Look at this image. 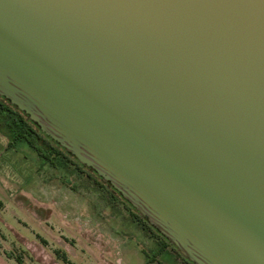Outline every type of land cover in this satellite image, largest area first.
Masks as SVG:
<instances>
[{"label": "water", "instance_id": "obj_1", "mask_svg": "<svg viewBox=\"0 0 264 264\" xmlns=\"http://www.w3.org/2000/svg\"><path fill=\"white\" fill-rule=\"evenodd\" d=\"M0 99L192 264H264V0H0Z\"/></svg>", "mask_w": 264, "mask_h": 264}, {"label": "rangeland", "instance_id": "obj_2", "mask_svg": "<svg viewBox=\"0 0 264 264\" xmlns=\"http://www.w3.org/2000/svg\"><path fill=\"white\" fill-rule=\"evenodd\" d=\"M7 142L0 130V264H65L61 252L75 264H143L153 255L167 264L121 203L42 163L27 143Z\"/></svg>", "mask_w": 264, "mask_h": 264}, {"label": "trees", "instance_id": "obj_3", "mask_svg": "<svg viewBox=\"0 0 264 264\" xmlns=\"http://www.w3.org/2000/svg\"><path fill=\"white\" fill-rule=\"evenodd\" d=\"M0 130L7 136L8 144L14 145L23 141L37 151L41 157V162H48L49 164L59 167L61 169H69L82 176L91 183L98 181L106 190L107 198L110 202L116 203V198H119L122 205L127 209L128 216L136 224L151 233V235L160 239V246L170 245V247L188 264H192L189 260L181 256L175 247L168 242V240L159 233L154 227L147 223V221L137 213V211L118 193H116L110 186L101 180L89 168L79 163L73 156L67 153L64 149L58 146L55 142L44 135L25 115L5 103L0 99ZM88 174V176L86 175ZM118 199V200H119ZM58 257L65 264H75L71 261L64 252L58 254Z\"/></svg>", "mask_w": 264, "mask_h": 264}, {"label": "flooded vegetation", "instance_id": "obj_4", "mask_svg": "<svg viewBox=\"0 0 264 264\" xmlns=\"http://www.w3.org/2000/svg\"><path fill=\"white\" fill-rule=\"evenodd\" d=\"M87 176H88V174H86ZM94 184L96 185V187L99 189V190H103L104 191V193H106V190H105V187L101 184V183H99L98 181H95L94 182ZM119 198H116V203H121V205H122V202L120 201V199L118 200ZM123 206V205H122ZM124 207V206H123ZM125 208V207H124ZM132 222H134L133 220H131ZM134 223H136V222H134ZM142 229V228H141ZM143 230V229H142ZM143 231H145V230H143ZM146 232V231H145ZM150 237H151V240H152V243L154 244V248H155V250L158 252H168V251H170V252H173L182 262H184L185 264H188L184 259H182L171 247H170V245H164L163 247H159L160 246V239L158 238V237H155V236H153V235H151V233H149V232H146ZM155 257V255H153L152 257H147L146 259L148 260H150V259H152V258H154ZM68 258V257H67ZM71 260V259H70ZM72 261V260H71Z\"/></svg>", "mask_w": 264, "mask_h": 264}, {"label": "crops", "instance_id": "obj_5", "mask_svg": "<svg viewBox=\"0 0 264 264\" xmlns=\"http://www.w3.org/2000/svg\"><path fill=\"white\" fill-rule=\"evenodd\" d=\"M166 255L165 262L168 264H185L182 262L173 252H164ZM162 264L161 260L157 259L156 257L152 259H146L143 264Z\"/></svg>", "mask_w": 264, "mask_h": 264}]
</instances>
